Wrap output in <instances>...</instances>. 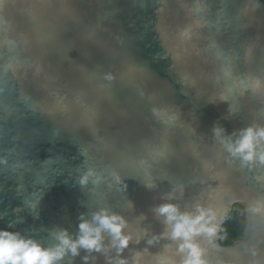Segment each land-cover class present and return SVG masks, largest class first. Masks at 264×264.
<instances>
[{
    "label": "water",
    "instance_id": "95a60500",
    "mask_svg": "<svg viewBox=\"0 0 264 264\" xmlns=\"http://www.w3.org/2000/svg\"><path fill=\"white\" fill-rule=\"evenodd\" d=\"M196 20L203 26L181 43L177 30ZM5 35L19 63L0 80V229L50 244L63 229L75 238L81 214L106 206L130 221L134 240L119 256L81 249L61 264H132L136 252L143 264L168 242L155 208L200 201L218 212L222 257L264 264V163L229 159L225 148L249 125L264 126L263 0H0ZM221 64L249 90L218 82ZM89 167L106 179L81 185ZM235 204L246 208L245 228L224 245Z\"/></svg>",
    "mask_w": 264,
    "mask_h": 264
},
{
    "label": "clouds",
    "instance_id": "9594fccd",
    "mask_svg": "<svg viewBox=\"0 0 264 264\" xmlns=\"http://www.w3.org/2000/svg\"><path fill=\"white\" fill-rule=\"evenodd\" d=\"M195 11L202 12L203 8L196 5ZM202 26L201 22L196 20L179 28L176 33L178 40L181 43L190 42L194 29ZM17 48L16 41L7 35L0 40V58L5 61L2 65L0 80H3L10 72L15 74L14 70L19 63ZM223 55L217 50V59H221ZM218 71L220 75L217 76V81L223 78L228 91H233L232 85L235 84L240 85L241 95L249 90V85L244 79L236 76L232 68L221 64ZM104 79L113 81L115 76L107 73ZM229 81L232 83L229 84ZM260 83L257 78L251 90L255 91L259 88ZM3 90L0 88V92ZM221 99L226 101L228 97L222 94ZM152 111L157 117L160 116L157 109L154 108ZM164 122L167 123V121ZM220 132V129H216L217 136H220ZM233 136L236 134L233 133ZM96 139L103 143L102 138L96 137ZM229 140L230 142L225 143L229 159L239 158L249 166L254 160L264 163V126L249 125L242 129L235 139L229 137ZM158 155L163 156V153H158ZM109 176L111 182L122 183V177L118 171H111ZM105 179L103 171L89 167L80 177V184L87 185L91 182L93 185H98ZM148 187L151 188L152 185ZM35 206V203L31 204V207L35 208ZM154 211L164 217L165 229L162 238L168 242L164 243L155 254H149L143 264H237L235 260L222 257L219 254V248L214 243L219 226L218 212L212 205L200 201L186 205L167 202L159 205ZM129 226L130 221L122 213L105 206L97 208L90 216L81 214L79 233L75 238L69 234L67 229H63L52 234L55 242L50 244L20 231L0 229V264H61L65 257L79 255L81 249L88 253L105 254L114 249L119 256L134 240L133 233L128 231ZM160 238L148 239L147 244L152 245ZM238 240L239 238L233 241V244ZM135 242L139 243V237H135ZM144 252L147 253L148 250L145 249ZM140 256V252L134 253L132 264H140L138 259ZM83 259L87 261L89 256L85 255ZM116 264H129V262L121 258Z\"/></svg>",
    "mask_w": 264,
    "mask_h": 264
},
{
    "label": "trees",
    "instance_id": "16d2710c",
    "mask_svg": "<svg viewBox=\"0 0 264 264\" xmlns=\"http://www.w3.org/2000/svg\"><path fill=\"white\" fill-rule=\"evenodd\" d=\"M246 215L245 206L241 204L233 206L220 231L219 238L222 244L230 245L240 238L245 228Z\"/></svg>",
    "mask_w": 264,
    "mask_h": 264
}]
</instances>
